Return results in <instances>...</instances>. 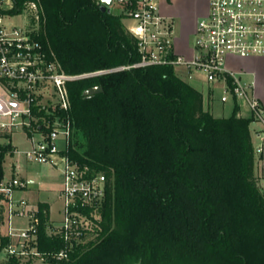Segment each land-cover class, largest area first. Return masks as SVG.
I'll return each mask as SVG.
<instances>
[{"label":"trees","instance_id":"1","mask_svg":"<svg viewBox=\"0 0 264 264\" xmlns=\"http://www.w3.org/2000/svg\"><path fill=\"white\" fill-rule=\"evenodd\" d=\"M12 2L11 15L38 6L35 38L69 75L141 60L122 17L103 13L96 0ZM98 86L101 93L84 96ZM68 92L67 153L105 173L109 187L98 238L60 264H264V195L250 131L255 120L238 115L237 100L230 117H214L203 94L173 66L85 77L69 82ZM9 147L0 156V176ZM39 211V250L61 249L63 242L47 235L49 205L39 204ZM7 244L1 238L0 253ZM0 264L30 263L7 256Z\"/></svg>","mask_w":264,"mask_h":264},{"label":"built area","instance_id":"2","mask_svg":"<svg viewBox=\"0 0 264 264\" xmlns=\"http://www.w3.org/2000/svg\"><path fill=\"white\" fill-rule=\"evenodd\" d=\"M96 2L102 4V0ZM163 4L164 0H112L111 13L122 17L141 57L136 64L112 71L173 66L189 80L198 74L205 82L221 86L222 103L237 100L264 129V105L256 97L253 84L245 83L232 67L240 61L264 58V0H208L207 13L197 23L191 57L178 54L175 19L166 14ZM12 8V0H0V156L10 146L5 161L21 155L28 163L61 172V219L53 221L49 209L46 227L47 235L60 239L63 247L39 250V205L22 196L36 183L18 177L13 164L8 173L5 163L4 175L0 176V228L5 229L1 238L8 239L4 249L8 257L30 264H60L98 238L109 187L105 173L80 166L67 153L72 131L68 83L112 71L80 76L65 73L47 59L35 38L38 6L30 3L25 7L28 23L21 26L12 22L15 15L8 13ZM19 131L29 142L24 151L12 143ZM60 138L63 148L58 144ZM256 153L262 155L264 147L257 148ZM260 188L264 195V180Z\"/></svg>","mask_w":264,"mask_h":264},{"label":"rangeland","instance_id":"3","mask_svg":"<svg viewBox=\"0 0 264 264\" xmlns=\"http://www.w3.org/2000/svg\"><path fill=\"white\" fill-rule=\"evenodd\" d=\"M201 3L199 4V0H164L163 7L165 10H168L169 7L177 8L181 11L183 17L191 18L194 17L195 12L199 9ZM175 17V27L178 28L179 21L177 16ZM12 22L18 26L28 23V16L26 13H22L19 15L12 16ZM32 24H34L32 22ZM258 63H264V61H257ZM119 69V68H117ZM116 70V69H113ZM112 71V70H106ZM177 74L181 78H185L184 72L182 70H176ZM113 72V71H112ZM194 85L204 94V102L205 108H207L208 104H210V111L214 113L215 116L223 118L230 117L233 113L232 104L231 103H222V88L217 84H209L206 82H193ZM195 87V88H196ZM210 94V95H208ZM254 123V122H253ZM257 124H251L250 131L251 136L253 138V144L255 149L263 146L262 141L256 138L254 134V129L262 128L260 123L255 122ZM12 143L15 147L18 148L19 151H24L29 148V142H27L25 135L22 132H16L13 135ZM58 144L60 148L65 147L63 140L60 138L58 140ZM255 169L257 171L258 164L260 162V157L256 153L255 154ZM13 164L16 167V173L18 177H25L34 180L36 183L35 186H38L41 190L40 196H44V198L49 201L52 206L51 209V218L53 221L58 222L61 219L60 210L62 207V201L58 198V190L61 184V172L59 170H55L48 165H41L37 163H28L23 157L20 155H15L14 157H7L5 161V167L7 172H10V165ZM4 253H0V261L4 259Z\"/></svg>","mask_w":264,"mask_h":264},{"label":"crops","instance_id":"4","mask_svg":"<svg viewBox=\"0 0 264 264\" xmlns=\"http://www.w3.org/2000/svg\"><path fill=\"white\" fill-rule=\"evenodd\" d=\"M200 3H201V5L203 4L206 6V13H207L208 0H199V4ZM165 12H166V14L173 17L174 19H175L174 16H177L178 19H180L178 28L175 27L176 49H177L178 54L183 55V56H187V57H191L193 54L192 50H193V43H194V39H195L197 23H198V20L200 19V17L197 18L194 16L191 18H185V17H183V15L179 9H177V8L173 9L171 7H169L168 10H165ZM184 20H189L190 24L188 26L185 25L186 23L184 24ZM257 61H264V58H257V59L240 61L238 64L233 65L232 67L234 68V71L240 73V77L242 78V80L245 83L253 84L254 93H255L256 97L264 105V63H258ZM184 75H185V78H183V80L188 82L190 85H194L193 82H199V83L205 82L203 80V78L198 74L195 75V78L193 80H189L185 73H184ZM196 89H198V88L196 87ZM1 94H2V87L0 84V96H1ZM208 95H210V94H208ZM203 97H204V94H203ZM228 103L232 104V111H233V108H234L233 101L230 100ZM239 106H240V111H239L238 115L240 117H243V118L251 117L250 111L248 110V108L245 105L239 104ZM204 107H206L205 102H204ZM205 109L210 111V104H208L207 108H205ZM211 113L214 117L220 118V117L215 116L213 112H211ZM252 124H257V123L254 122ZM260 126L262 128L254 129V134H255L256 138H258L260 141H263L264 129H263V126L261 124H260ZM252 140H253V138H252ZM259 157H260V162L258 164L257 171L255 169V174L259 178L260 184H262L263 180H264V153L262 155H259ZM60 188H61V184H60ZM60 188H59V190H60ZM39 193H41L40 188L38 186H33L27 192L22 193V196L27 197L32 202V204H34V205H39L41 203H45V204L49 205V209H50V213H51V209H52L51 204L49 203V201H47L44 198V196H40ZM2 231H5V229L0 228V244H1V235L3 234ZM1 253H4V257H5L2 261H0V262H3L7 258V255L5 254L4 251Z\"/></svg>","mask_w":264,"mask_h":264},{"label":"water","instance_id":"5","mask_svg":"<svg viewBox=\"0 0 264 264\" xmlns=\"http://www.w3.org/2000/svg\"><path fill=\"white\" fill-rule=\"evenodd\" d=\"M111 5H112V0H102V4L100 5V10L103 13H111ZM103 91V88L101 86L98 87H93L91 89H88L87 91L84 92L85 97H92L94 95H97Z\"/></svg>","mask_w":264,"mask_h":264},{"label":"flooded vegetation","instance_id":"6","mask_svg":"<svg viewBox=\"0 0 264 264\" xmlns=\"http://www.w3.org/2000/svg\"><path fill=\"white\" fill-rule=\"evenodd\" d=\"M205 13H206V6L202 4L199 7V9L197 10V12H195V15L194 16L197 17V18H199V17L204 16ZM184 24L188 26L190 24V21L189 20H184Z\"/></svg>","mask_w":264,"mask_h":264}]
</instances>
